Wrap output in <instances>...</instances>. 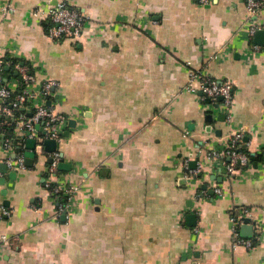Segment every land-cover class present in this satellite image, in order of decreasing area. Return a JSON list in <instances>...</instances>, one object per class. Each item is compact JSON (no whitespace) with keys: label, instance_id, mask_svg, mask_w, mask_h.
Segmentation results:
<instances>
[{"label":"crops","instance_id":"crops-1","mask_svg":"<svg viewBox=\"0 0 264 264\" xmlns=\"http://www.w3.org/2000/svg\"><path fill=\"white\" fill-rule=\"evenodd\" d=\"M58 1L0 0L13 8L0 10V58L32 68L29 115L44 102L64 116L66 165L51 179L78 190L59 211L44 145L25 168L5 165L0 264H264V0L254 14L246 0H63L85 21L56 40L33 11ZM190 70L228 80L231 104L202 97L200 76L187 88ZM46 79L57 85L44 100ZM4 130L0 159L4 138L24 136ZM236 131L253 159L230 175L207 152Z\"/></svg>","mask_w":264,"mask_h":264},{"label":"built area","instance_id":"built-area-1","mask_svg":"<svg viewBox=\"0 0 264 264\" xmlns=\"http://www.w3.org/2000/svg\"><path fill=\"white\" fill-rule=\"evenodd\" d=\"M206 2L207 0H200ZM261 2L257 0H246V6L251 14L256 13L260 7ZM2 12L12 11L13 8L8 5H0ZM34 14H44L46 19L45 30L47 35L52 39H62L65 37H77L80 35L83 23L85 21L84 14L75 7L67 4V2L60 0L47 10L35 9ZM262 27L260 24L251 23L249 26V34L253 35L256 29ZM257 46V45H255ZM10 60L0 58V133L4 126L12 122L15 123L16 130H19L24 136L20 138L23 140L19 149L10 150V140L4 138V145L9 148V153L0 159L4 162L7 168L23 169L27 166L26 162V145L24 138H34L36 144L34 152L40 151L43 148V140L50 138L59 141L62 138L58 124L63 120L62 114L56 113L54 109L44 103L35 104L30 115L27 113V106L36 97L35 93L29 89V85L35 80L32 68L25 62L16 61L13 63L14 72L19 75L22 80V87L17 91L12 86L4 83V75L1 68L4 64H9ZM200 76L202 82L200 84V91L202 97L211 99L220 98L225 105H230L231 84L228 80H217L213 78H203L198 71L190 70L186 87L191 90H196L194 81ZM17 83V81L15 80ZM57 82L54 79H46L40 86V94L42 99H47L52 87L56 86ZM8 102V104L3 103ZM13 109H17V113ZM247 141L243 139L242 131H236L228 140L226 146L222 150L212 149L207 152V157L219 158L221 160V167L228 174H235L239 172L249 163V151L246 148ZM11 153V155H10ZM49 162L47 166V177L44 180V186L47 187L52 194L60 201L58 206L59 211L70 202V196L78 190L77 184H69L61 187L57 181L51 179L57 170L58 163L61 159V154L57 149L50 151ZM201 162L196 159L195 164L189 168V173L195 175L201 171ZM1 174V173H0ZM214 191L219 193L220 188L214 187ZM234 227L243 221V214L241 212L232 216ZM237 233V229L234 228ZM246 246L250 245L249 239L240 238ZM238 241V242H239Z\"/></svg>","mask_w":264,"mask_h":264},{"label":"trees","instance_id":"trees-1","mask_svg":"<svg viewBox=\"0 0 264 264\" xmlns=\"http://www.w3.org/2000/svg\"><path fill=\"white\" fill-rule=\"evenodd\" d=\"M8 60H10L9 64L8 65L4 64L2 66V68H1V72L4 75V78H5L4 83L6 85H9L8 81L10 79H15L17 81L15 89L18 91L22 87L23 83H22V80L19 78V75L17 73H15L14 69H13V63L16 62L17 59L13 58V57H10V58H8ZM3 103L8 104V102H3ZM13 110L16 113L18 112L17 109L16 110L13 109ZM4 129H5L4 131H9V133L14 131L16 129L15 123L11 121V123L9 125L4 126ZM5 137H7V136L5 135ZM8 138H9L10 142L12 143V145H13V147L15 149H19L21 147V144H22L23 140H20V139L18 140V139H15V138L12 139L10 137H8ZM251 158L253 159V157L249 153V161L251 160Z\"/></svg>","mask_w":264,"mask_h":264},{"label":"water","instance_id":"water-1","mask_svg":"<svg viewBox=\"0 0 264 264\" xmlns=\"http://www.w3.org/2000/svg\"><path fill=\"white\" fill-rule=\"evenodd\" d=\"M263 35L264 34V29H259L256 31L255 35L256 36H260V35ZM36 144V141L34 138H27L26 139V147L29 148L28 150L25 151V155H26V162L28 163V161L30 160V158L32 156H34L35 152H34V146ZM43 145H44V148L46 150H53L56 148V142L54 139H50V138H47V139H44L43 140ZM50 160V159H49ZM65 163L64 162H60L58 164V167H65ZM6 169V166L4 163H0V170H5ZM244 220L247 222L248 221V218H244ZM244 223L242 226H241V230L243 231V233H248L250 231V229L252 228V225L249 224V223ZM245 231V232H244Z\"/></svg>","mask_w":264,"mask_h":264}]
</instances>
